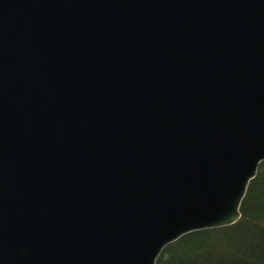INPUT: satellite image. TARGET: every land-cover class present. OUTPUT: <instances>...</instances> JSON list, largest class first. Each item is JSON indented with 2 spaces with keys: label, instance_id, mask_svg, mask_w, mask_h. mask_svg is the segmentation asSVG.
<instances>
[{
  "label": "water",
  "instance_id": "95a60500",
  "mask_svg": "<svg viewBox=\"0 0 264 264\" xmlns=\"http://www.w3.org/2000/svg\"><path fill=\"white\" fill-rule=\"evenodd\" d=\"M262 162L264 0H0V264H155Z\"/></svg>",
  "mask_w": 264,
  "mask_h": 264
},
{
  "label": "trees",
  "instance_id": "16d2710c",
  "mask_svg": "<svg viewBox=\"0 0 264 264\" xmlns=\"http://www.w3.org/2000/svg\"><path fill=\"white\" fill-rule=\"evenodd\" d=\"M240 215L231 226L183 236L155 264H264V162L247 187Z\"/></svg>",
  "mask_w": 264,
  "mask_h": 264
}]
</instances>
